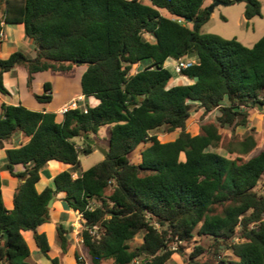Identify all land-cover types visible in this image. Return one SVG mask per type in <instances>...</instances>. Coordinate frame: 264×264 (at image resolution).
<instances>
[{"label":"trees","instance_id":"trees-1","mask_svg":"<svg viewBox=\"0 0 264 264\" xmlns=\"http://www.w3.org/2000/svg\"><path fill=\"white\" fill-rule=\"evenodd\" d=\"M206 1L0 0V32L5 25H23L36 51L31 56L15 50L0 59V95H10L4 75L16 67L27 70L31 88L38 73L68 74L85 65L80 91L99 101L61 120L55 112L0 103V150L14 136L24 137L20 147L5 149L6 170L22 181L13 209L4 204L0 173L1 264H33L26 233L48 258L51 246L38 228L50 222L48 204L59 193L83 218L80 236L91 264H172L182 243L196 237L211 243L194 245L188 264H264V193L258 191L264 151L246 160L212 150L223 140L221 129L247 127L251 110L264 108V36L247 47L200 33L210 19ZM210 1L244 2L246 19L261 16L257 0ZM193 21H200L196 32ZM186 57L197 60L181 73L191 83L171 86L174 73L166 62ZM146 60L147 67L131 73ZM50 89L46 83L44 93H34L40 104L52 102ZM200 110L202 118L216 110L219 115L193 135L187 124ZM106 125L111 136L104 159L77 178L60 172L38 192L50 161L79 164L81 155L96 150L83 136L92 139ZM161 129L179 135L162 143L154 133ZM255 142L249 135L241 154ZM142 144L141 161L132 163ZM55 232L61 252L50 261L59 264L69 252L71 232L59 223ZM140 233L142 242L134 243ZM224 250L234 258L217 260ZM75 259L84 264L77 253Z\"/></svg>","mask_w":264,"mask_h":264},{"label":"rangeland","instance_id":"rangeland-1","mask_svg":"<svg viewBox=\"0 0 264 264\" xmlns=\"http://www.w3.org/2000/svg\"><path fill=\"white\" fill-rule=\"evenodd\" d=\"M145 3H149L148 0H144ZM261 7V16L254 17L252 19H246L244 12H245V3L244 2H235L234 4H228V5H217L214 6V3H211L210 0L206 1V5L208 6V10H213L210 13V19L207 21L201 23L200 25V33H208V34H216L223 38H232L237 39L239 42H241L243 45L247 47H253L255 44H257L264 36V0H257ZM11 27V26H10ZM9 29V28H7ZM5 35V34H4ZM5 37V36H4ZM3 37V39H4ZM15 38H19V35L13 34L11 39L14 40ZM8 43V42H7ZM12 46V47H11ZM10 52L12 53L15 50H21L24 52L23 49L19 45L12 44ZM26 53V52H25ZM28 54V53H27ZM150 64V61L146 60L143 61L139 66H133L131 73L141 71L143 68L147 67ZM167 64V67L173 72V62ZM85 65H81L77 70H73V72L69 74H60L55 75L52 73H40L36 76L34 83L32 85V89H29V92L27 93V90L24 89L25 85L27 84V70L23 67H16L11 72L7 73V79L12 84L10 85V88L13 90V92L17 93L21 92L24 95H26L25 99L27 100V104L29 105H35L36 107L42 108V105L40 102L37 101L33 93L39 92L44 93L43 88L45 86V83L47 81H51L53 83V97L54 99L58 98L61 99L63 97V91L59 88L61 87V82H59L60 79H62L61 76L65 77H74L77 71L82 70L85 68ZM189 84L191 83L190 80L183 77L182 75L174 74V79L172 81V84ZM171 84V86H172ZM15 98V94L13 96ZM96 101L88 99L85 101V103H81L82 105L86 106V104H95ZM202 110L193 112V115L188 121L187 124V130L193 134L197 135L201 132V125L206 124L208 122L215 121V118L218 117L219 112L216 110L212 113H210L208 116H202ZM249 123L248 126H237L235 128V131L232 132L231 130H228V128L221 129L223 140L220 142V145L215 150L217 152H220L224 155H228L230 152H233V154H230V157L236 158V157H242L244 159H249L252 156L258 154L261 151H264V108L262 110L257 107L256 109L251 110L250 117L248 118ZM158 140L162 143L172 141L177 138L179 135V131L174 132H167L166 130H159L154 132ZM249 135H251L254 138L255 146L254 148L248 153V154H241V142L244 141ZM110 136H111V126L106 125L100 128L98 134L92 135V140L95 141V152L90 154L89 156L81 155L80 163L77 165L72 166L74 170H77L78 172H82V170H88L92 166H94L97 162L101 161V159L104 158V154L101 150H99L97 147L107 149L110 142ZM78 141V139H76ZM147 144H142L140 147L131 154V161L132 163H138L141 161V152L145 148ZM182 159L184 160V156H182ZM6 164H7V158L6 156L0 157V173L3 177V187H4V199L5 204L9 207H12L13 203V190L17 184L19 183V180L13 179V177L8 173L6 170ZM73 168L70 170V172H74ZM43 178L48 177L45 174H42ZM259 192L264 193V177L261 181V186L258 189ZM50 209H53V205L50 207ZM54 215V214H52ZM61 220L65 221L64 218H67L66 213L60 214ZM78 216V215H77ZM81 221V220H80ZM81 225H79V230L77 234H74L72 230H70L71 235V244L69 248V253H67L63 258L61 257V262H65V259L67 256H71V262L75 261V257L72 255L73 252H77L81 256V259L84 261V264H91L89 256H88V250L84 246L82 242V238L80 236V231L84 227V223L80 222ZM54 237H51L52 242V250L51 256L55 257V253L57 251H61L60 246L58 244V240L56 237L55 231H53ZM141 235L134 240V243H141ZM28 239V242L31 246L32 251V258H42L43 264H52L50 260L47 259L45 255L39 252V250L36 248L34 241L30 238V236L26 237ZM234 241H237L235 239ZM211 241L207 238H200L196 237L195 242L193 243H182V249L181 251L174 253L173 256L170 258V262L172 264H188V259L191 255L192 249L194 245L199 244L202 245L205 248H208L210 246ZM175 249V248H174ZM60 257V254L59 256ZM223 258L222 260L228 262L231 259L234 258L233 252L231 250H224L222 251L221 255L218 256L217 260ZM74 259V260H73ZM60 263V262H59ZM1 264V263H0ZM102 264H112L111 261H103ZM132 264H138V261L133 262Z\"/></svg>","mask_w":264,"mask_h":264},{"label":"crops","instance_id":"crops-1","mask_svg":"<svg viewBox=\"0 0 264 264\" xmlns=\"http://www.w3.org/2000/svg\"><path fill=\"white\" fill-rule=\"evenodd\" d=\"M163 14H165V13H163ZM7 28H9V29H7ZM2 31L4 32V34H5L4 36L5 37H4V39L0 40V59H6V58H8L11 55L10 50H11V47H12L11 45L12 44L19 45L21 47V49L24 50V52L28 53L31 56H34L36 54V51L34 49L32 40L26 39L23 25H20V24L5 25ZM13 34L14 35L15 34L19 35V38H15L14 40H12L11 37H12ZM173 61H174L173 59H169L166 63L170 64ZM166 66H167V64H166ZM79 67L80 66L75 67L73 70H75V69L77 70ZM85 69H86V67L83 68L80 71H77L78 73H76V75L74 77H68L67 78L65 76H61L62 79L59 80V82H61L60 83L61 87H59V88L60 89L62 88L61 90L63 91L62 92L63 93V97L61 99H58V98L54 99V97H53V92L54 91H53V88H52L53 83L51 81H47L46 83H51L50 94L52 96V102L49 105L41 104L42 108L36 107L35 105L31 106V105L27 104V100H29V99H27V98L25 99L26 95H24L23 93L18 92V94H17L15 92H13V90L10 88V85H12V84L8 81L7 73H6L4 75L5 86L10 91V95H6V96L0 95V103L16 104V105L23 104V105H25L28 108H31L33 110H40V111H44L45 110L47 112H55L56 113L57 110H59L63 105H66L70 101H72L73 99L77 98L78 96L83 95L81 93V91H80V87H81V76H82L83 72L85 71ZM73 70L71 72H73ZM46 73H49V72H46ZM38 74H40V73H38ZM38 74L35 75V78H36V76ZM55 75H60V74H55ZM27 85H28V82L25 85L24 89L27 90V93H28L29 89H28ZM173 85H177V84H172V86ZM30 89H32V88H30ZM43 91H44V88H43ZM36 93H39V92H36ZM14 94H15V98L13 97ZM89 99L96 101L95 104H97L99 102L95 98H89ZM86 100H88L87 97H86ZM0 113H1V111H0ZM61 119H62V116L58 115V120H61ZM23 142H24V137L21 134H18V135L14 136L12 138L10 143L6 144L5 149L6 148H11V147L18 148V147H20V145ZM5 149L0 150V157L6 155ZM72 168L73 167L71 165L63 164L60 161H55V160L50 161L48 163L47 168L44 169L41 172V180L37 184L38 192H42L45 189V187H47V186H52L55 177L60 172L62 173L64 171H70ZM17 170H22V167L18 166ZM73 170H74V168H73ZM81 173L82 172H78L77 170H74V172H72L74 178H77L78 176H80ZM42 174H45L48 177L43 178ZM13 179H16V178H13ZM20 182H22V181H19V183ZM16 187L13 190L11 189V191H13V196H14V192H15ZM3 197H4V187H3ZM62 198H63V194H60V193L55 197L54 202L52 204L53 205V209H50V211H49L50 222L46 223V224H44V225H42L41 227L38 228V231L40 233H42V232L46 233V235L48 237L49 244L51 246V251L48 252V258H47L48 260H51V259H53L55 257L58 258L59 254L61 252V251L54 252L55 253V257L51 256V254H50L51 252H53L51 237H54V234H53L54 232L53 231H55L56 224H58V223L59 224H63L66 227L67 230H72L74 234H77L78 230H79V225H81L80 222H84L81 214H79L78 212L73 211L72 209L67 207L66 206L67 204L62 201ZM4 201H5V199H4ZM4 204H5V202H4ZM5 206H6L7 209H13V204H12V207L7 206L6 204H5ZM63 212L67 214V218H64L65 221L61 220V218H60L61 217L60 214L62 215ZM52 214H54V215H52ZM27 236H30V233H26L25 234V238ZM27 241H28V239H27ZM29 246H30V244H29ZM30 248H31V246H30ZM32 251L33 250L31 249L30 261H32L33 264H43L42 263V258H36V259L32 258ZM76 253L77 252L75 251V252H73L72 255L75 257ZM71 259H72L71 256H67L66 259H65V262H61L60 261L59 264H74L76 262V259H75L74 262H71Z\"/></svg>","mask_w":264,"mask_h":264},{"label":"built area","instance_id":"built-area-1","mask_svg":"<svg viewBox=\"0 0 264 264\" xmlns=\"http://www.w3.org/2000/svg\"><path fill=\"white\" fill-rule=\"evenodd\" d=\"M4 37V32H0V40L3 39ZM195 64H197V60L194 58L186 57V58H181L173 61V73L177 75H181L182 71L192 68ZM86 101V96L81 95L78 96L77 98L73 99L70 101L68 104L63 105L59 110H57V114L59 115H64L68 111L75 110L81 107V103H85ZM82 107L85 108V111H87L86 106L82 105Z\"/></svg>","mask_w":264,"mask_h":264},{"label":"water","instance_id":"water-1","mask_svg":"<svg viewBox=\"0 0 264 264\" xmlns=\"http://www.w3.org/2000/svg\"><path fill=\"white\" fill-rule=\"evenodd\" d=\"M217 5H228V3H224V2H220V1H216V2H214V6H217ZM208 11H209V10H208ZM212 11H213V10H210L209 13H211ZM186 22L191 23V22H192V19H187ZM199 22H200V21H193L192 24H193V31H194V32L197 31V29H198V25H199ZM191 41H193V35L191 36ZM195 80H198V77H196ZM258 107H259L260 110L263 109V106H262L261 104H258ZM83 138L86 140V142H87L88 144H90V145H92V146H95V144H96L95 141L92 140V139H90V138L88 137V135L85 134V135L83 136ZM97 148L103 152L104 156L107 155V153H108L107 149H103V148H100V147H97ZM54 199H55V197H53V198L50 200V203L48 204V207H49V208H50L51 205L53 204ZM5 237H7V233L5 234Z\"/></svg>","mask_w":264,"mask_h":264}]
</instances>
